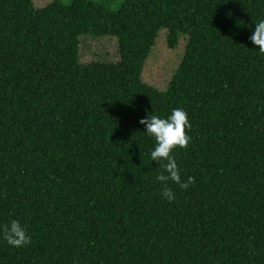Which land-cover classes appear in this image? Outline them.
<instances>
[{"label": "trees", "instance_id": "trees-1", "mask_svg": "<svg viewBox=\"0 0 264 264\" xmlns=\"http://www.w3.org/2000/svg\"><path fill=\"white\" fill-rule=\"evenodd\" d=\"M264 0H0V264H264ZM188 36L168 89L143 83L158 32ZM118 61L80 63L81 37ZM186 111L169 202L139 123ZM31 236L16 248L2 228Z\"/></svg>", "mask_w": 264, "mask_h": 264}, {"label": "clouds", "instance_id": "clouds-1", "mask_svg": "<svg viewBox=\"0 0 264 264\" xmlns=\"http://www.w3.org/2000/svg\"><path fill=\"white\" fill-rule=\"evenodd\" d=\"M250 41L264 54V19L255 23V31L250 36ZM140 124L146 126V134L155 140V147L151 151V159L161 165L163 171L156 180L162 184V195L169 201L175 200V193L168 186L169 181L174 182L181 189L187 190L190 185L195 184L194 177L182 179L181 169L178 167L174 152L177 149L187 150L192 142L189 135L192 124L185 110L174 108L166 118L158 115H149L141 119ZM4 240L13 247L20 248L32 243L27 229L18 220H12L2 228Z\"/></svg>", "mask_w": 264, "mask_h": 264}, {"label": "rangeland", "instance_id": "rangeland-1", "mask_svg": "<svg viewBox=\"0 0 264 264\" xmlns=\"http://www.w3.org/2000/svg\"><path fill=\"white\" fill-rule=\"evenodd\" d=\"M50 0H32L35 7H40ZM69 3L71 0H60ZM95 2L116 9L122 0H94ZM188 42L187 35H181L176 47L168 44V30L161 29L156 37L155 43L144 63L143 83L156 89L165 91L168 89L171 79L183 61ZM78 59L82 65L92 62L118 61L117 41L114 37H94L85 35L81 37Z\"/></svg>", "mask_w": 264, "mask_h": 264}]
</instances>
